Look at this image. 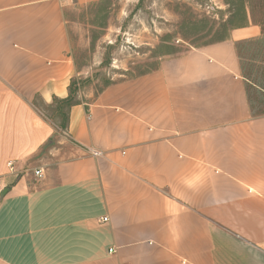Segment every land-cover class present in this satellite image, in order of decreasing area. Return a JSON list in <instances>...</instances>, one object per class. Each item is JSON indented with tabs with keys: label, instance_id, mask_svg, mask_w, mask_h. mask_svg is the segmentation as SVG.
I'll use <instances>...</instances> for the list:
<instances>
[{
	"label": "crops",
	"instance_id": "1",
	"mask_svg": "<svg viewBox=\"0 0 264 264\" xmlns=\"http://www.w3.org/2000/svg\"><path fill=\"white\" fill-rule=\"evenodd\" d=\"M98 1L0 0V264H264L249 0L226 39L110 84L63 128L35 102L69 95L65 10Z\"/></svg>",
	"mask_w": 264,
	"mask_h": 264
},
{
	"label": "rangeland",
	"instance_id": "2",
	"mask_svg": "<svg viewBox=\"0 0 264 264\" xmlns=\"http://www.w3.org/2000/svg\"><path fill=\"white\" fill-rule=\"evenodd\" d=\"M248 2L251 17L264 24L262 0ZM242 5V0H100L72 5L65 18L75 62V101L89 103L110 84L153 71L166 57L226 39L232 28L248 21ZM239 54L251 107L262 114L264 36L241 43ZM35 103L60 127L65 122L54 99Z\"/></svg>",
	"mask_w": 264,
	"mask_h": 264
},
{
	"label": "trees",
	"instance_id": "3",
	"mask_svg": "<svg viewBox=\"0 0 264 264\" xmlns=\"http://www.w3.org/2000/svg\"><path fill=\"white\" fill-rule=\"evenodd\" d=\"M243 1V5H242V9L245 12V2ZM74 82H71L70 87H69V95L66 98H54V101H57L59 103V112L63 114V119L65 120V122L62 124L61 127H65L67 120H68V116L67 113L65 111L66 107H71L79 102L75 101V97H74V93H75V89L73 87Z\"/></svg>",
	"mask_w": 264,
	"mask_h": 264
},
{
	"label": "built area",
	"instance_id": "4",
	"mask_svg": "<svg viewBox=\"0 0 264 264\" xmlns=\"http://www.w3.org/2000/svg\"><path fill=\"white\" fill-rule=\"evenodd\" d=\"M91 153L94 155V156H103L104 155V153L102 152V151H99V150H91ZM9 166H10V168L13 170L14 169V165H13V163L11 162V163H9ZM35 176L36 177H38V178H40V177H42L43 176V173H42V170L41 169H37V170H35ZM102 221H104V222H106V221H108V218L107 217H103L102 219H101Z\"/></svg>",
	"mask_w": 264,
	"mask_h": 264
}]
</instances>
